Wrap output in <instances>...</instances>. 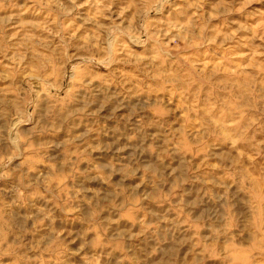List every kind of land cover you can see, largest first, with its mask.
I'll list each match as a JSON object with an SVG mask.
<instances>
[{
	"label": "rangeland",
	"instance_id": "obj_1",
	"mask_svg": "<svg viewBox=\"0 0 264 264\" xmlns=\"http://www.w3.org/2000/svg\"><path fill=\"white\" fill-rule=\"evenodd\" d=\"M0 264H264V0H0Z\"/></svg>",
	"mask_w": 264,
	"mask_h": 264
}]
</instances>
